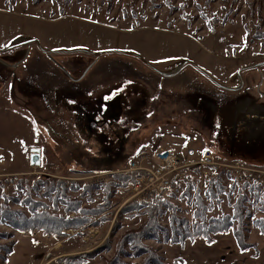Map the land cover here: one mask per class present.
Wrapping results in <instances>:
<instances>
[{"label": "rangeland", "instance_id": "obj_1", "mask_svg": "<svg viewBox=\"0 0 264 264\" xmlns=\"http://www.w3.org/2000/svg\"><path fill=\"white\" fill-rule=\"evenodd\" d=\"M257 32H264V0H0V57L14 61L13 98L0 109V204L5 196L22 202L28 194L53 212L40 183L50 179L55 186L63 182L59 193L80 207L98 208L105 184L118 183L115 174L141 146L192 145L208 147L217 166L204 167V174L188 169L163 196L189 221L196 194L207 205V219L230 213L233 180L264 190V37ZM19 75L25 87L15 93ZM135 91L148 93L145 110L129 116L122 105ZM32 148L38 149L36 166ZM133 173V183L110 188L112 206L97 215L65 211L68 200L53 191L57 213L90 220L62 237L0 223V231L11 234L0 242H15L5 264H71L55 259L103 245L107 249L82 264H108L119 237L146 219L118 214L126 202L152 196L136 194ZM211 179L225 190L216 188L209 199ZM7 205L29 213L14 199ZM161 222L167 224L168 215ZM248 230L247 240L264 258V236L250 221ZM144 243L166 264L181 254L168 252L169 243ZM142 258L125 257L132 263Z\"/></svg>", "mask_w": 264, "mask_h": 264}, {"label": "trees", "instance_id": "obj_2", "mask_svg": "<svg viewBox=\"0 0 264 264\" xmlns=\"http://www.w3.org/2000/svg\"><path fill=\"white\" fill-rule=\"evenodd\" d=\"M255 35L264 37V32H257ZM145 146V145H144ZM141 146L139 151L144 148ZM138 151V152H139ZM219 172L227 173L229 171L220 170ZM118 183H106L103 190V206L89 209L80 207L79 201L69 200L65 193H59L60 186L65 190V184L59 182L60 186L51 184L48 180L41 181L46 188L44 196L51 200L54 211L49 210V206L39 200H34L30 195H26L22 202L18 198L5 196L3 203L0 204V223L6 224L14 230L23 233L42 232L43 235L62 237L65 231L69 229L77 230L78 227L84 223L90 222L88 218L83 217H68L57 213L53 200L50 195L55 191V196H62L68 202H65L64 210L80 211L83 214L97 215L112 206L111 197L113 191L112 186H127L133 183L135 173L121 172L114 176ZM47 185V186H46ZM171 185L169 188H173ZM55 186V187H54ZM209 188L205 192L206 198L212 199L217 196L216 188L224 191V186L218 180H209ZM236 190L237 196L232 203L230 213L221 215L220 217L206 218L207 205L204 200L196 194L194 201V219L189 221L187 218L177 214L178 207L167 200L163 194L152 195L149 200L132 199L126 202L118 210V214H144L146 215L145 221L136 229H128L122 234L116 242V248L113 257L108 264H166L163 257L156 252L152 246L144 243L145 240L153 239L157 242L169 243L172 245L178 244L184 246L186 241L195 243L197 240H202L204 244L215 243L216 235H224L231 233L239 251L254 250V255H258L257 244L247 240L248 222L252 224L258 232L264 236V217L256 216L257 212H264V190H262L258 183H243L238 184L233 180L232 184L227 190V193ZM35 190L38 188L35 186ZM9 199H14L17 203L24 205L29 213L20 209H13L7 205ZM168 215V223H162L163 216ZM215 235V236H214ZM9 232L0 231V239L9 238ZM15 242H0V264H5L7 257L13 252ZM107 249L103 245L96 248L94 251L83 252L79 254H69L60 256L57 259L71 261V264H82L84 257L92 258L98 252ZM142 260L139 263H132L125 259V257H140ZM52 257L47 256L46 261ZM180 258H174L173 264H178ZM183 261L182 259H180ZM264 264V262L262 263Z\"/></svg>", "mask_w": 264, "mask_h": 264}, {"label": "built area", "instance_id": "obj_3", "mask_svg": "<svg viewBox=\"0 0 264 264\" xmlns=\"http://www.w3.org/2000/svg\"><path fill=\"white\" fill-rule=\"evenodd\" d=\"M179 147L181 149H179ZM218 162L208 147L192 145L165 146L145 145L119 171L138 173L134 190L136 194L145 192L149 195H160L178 184L188 169L217 166Z\"/></svg>", "mask_w": 264, "mask_h": 264}, {"label": "crops", "instance_id": "obj_4", "mask_svg": "<svg viewBox=\"0 0 264 264\" xmlns=\"http://www.w3.org/2000/svg\"><path fill=\"white\" fill-rule=\"evenodd\" d=\"M9 59V55L0 57V109L2 107L4 108L6 104H9L10 100L13 98V90L11 89L12 75L10 67L14 61H10ZM50 72L53 76L54 71L51 70ZM22 78V75H19L20 80L16 84L15 93H20V91H22L25 87L24 81L21 80ZM56 82L59 83L58 80H55V83ZM263 94L264 93H262V95ZM1 115H3L2 112H0V116ZM170 249H173L172 251L175 253L177 250L178 252L181 251V254H175L173 257L182 258L186 264H188L190 261L197 262V264H262L264 262L262 251L257 257L246 256L247 253H250V251L240 252L231 234L220 235L213 244L200 245V243L195 242L193 244H184V246L172 245L168 248V252L171 251ZM237 255L239 256V259L235 257ZM259 257L262 258V260H260Z\"/></svg>", "mask_w": 264, "mask_h": 264}, {"label": "flooded vegetation", "instance_id": "obj_5", "mask_svg": "<svg viewBox=\"0 0 264 264\" xmlns=\"http://www.w3.org/2000/svg\"><path fill=\"white\" fill-rule=\"evenodd\" d=\"M148 93L145 91H135V94L129 96L122 105L125 114L129 116H137L145 110V99Z\"/></svg>", "mask_w": 264, "mask_h": 264}, {"label": "water", "instance_id": "obj_6", "mask_svg": "<svg viewBox=\"0 0 264 264\" xmlns=\"http://www.w3.org/2000/svg\"><path fill=\"white\" fill-rule=\"evenodd\" d=\"M264 64V62H263ZM173 74H169V75H166V76H171ZM30 163L31 165H39V154H38V149L37 148H32L31 149V154H30Z\"/></svg>", "mask_w": 264, "mask_h": 264}, {"label": "snow or ice", "instance_id": "obj_7", "mask_svg": "<svg viewBox=\"0 0 264 264\" xmlns=\"http://www.w3.org/2000/svg\"><path fill=\"white\" fill-rule=\"evenodd\" d=\"M4 47H7V45H5Z\"/></svg>", "mask_w": 264, "mask_h": 264}]
</instances>
